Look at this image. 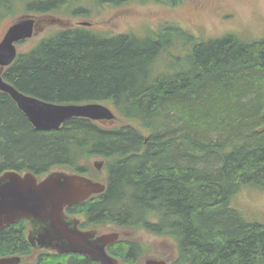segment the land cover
<instances>
[{"label":"trees","instance_id":"obj_1","mask_svg":"<svg viewBox=\"0 0 264 264\" xmlns=\"http://www.w3.org/2000/svg\"><path fill=\"white\" fill-rule=\"evenodd\" d=\"M64 4L35 0L28 9L46 15ZM6 5L0 0V10ZM87 27L43 37L18 53L3 79L47 102L111 104L130 123L108 127L71 117L58 129H37L0 90V173L65 168L88 174L89 160L100 157L105 191L67 208L82 216V228L113 225L171 237L177 248L171 264H264V223L246 220L232 205L243 187L264 190V36L200 40L168 25L139 38ZM172 43L177 50L156 71L155 60ZM108 251L137 264L148 247L121 238ZM32 253L26 220L0 229V257ZM24 264L100 263L41 251Z\"/></svg>","mask_w":264,"mask_h":264},{"label":"water","instance_id":"obj_2","mask_svg":"<svg viewBox=\"0 0 264 264\" xmlns=\"http://www.w3.org/2000/svg\"><path fill=\"white\" fill-rule=\"evenodd\" d=\"M35 17L24 16L13 23L0 40V90L16 102L32 125L41 130L58 129L71 117L113 120V109L99 102L59 104L25 94L3 79L2 72L17 56V42L36 35ZM104 161H96L101 169ZM104 181L84 174L53 170L43 176L32 171L8 169L0 173V229L21 219L28 223L27 239L35 252L46 250L56 254H81L100 264H120L108 246L121 233L106 228L83 229L82 216L69 215L67 208L103 193ZM23 256L0 257V264H22ZM146 264H166L147 260Z\"/></svg>","mask_w":264,"mask_h":264},{"label":"rangeland","instance_id":"obj_3","mask_svg":"<svg viewBox=\"0 0 264 264\" xmlns=\"http://www.w3.org/2000/svg\"><path fill=\"white\" fill-rule=\"evenodd\" d=\"M65 1L69 2L68 6L64 4L58 11L42 15L28 9L35 0H8V5L0 10V40L8 27L24 14L34 16L38 25L35 36L18 44L19 53L28 52L40 39L52 35L56 30L78 26L81 21H90L91 25L87 28L91 31L111 36L122 33L146 38L168 25L189 31L200 40L218 38L228 33H234L244 41L264 36V0H181L177 5L132 0L118 6L97 5L93 0ZM175 46L172 43L168 50L160 52L154 64L156 71H161L170 62L172 56L169 53H175ZM109 106L118 118L101 121L102 124L113 127L130 123L122 120L111 104ZM95 160L102 158L89 160L93 170L88 175L103 181L106 177L105 166L101 171L96 170L93 165ZM232 205L246 220L264 223V190L243 187L233 197ZM107 229L117 230L121 233L120 238L136 239L148 247V252L137 264H145L147 259L154 256L161 259L166 257L168 260L176 256V243L171 237L158 236L143 229L116 228L113 225ZM37 256L38 253H32L24 258V263L36 262Z\"/></svg>","mask_w":264,"mask_h":264},{"label":"flooded vegetation","instance_id":"obj_4","mask_svg":"<svg viewBox=\"0 0 264 264\" xmlns=\"http://www.w3.org/2000/svg\"><path fill=\"white\" fill-rule=\"evenodd\" d=\"M81 22H82V21H81ZM156 257H157V256H156ZM164 258H165L166 260H165V259H161V258H158V259L165 260V261H167V262H168V261H171V260H168L166 257H164Z\"/></svg>","mask_w":264,"mask_h":264}]
</instances>
